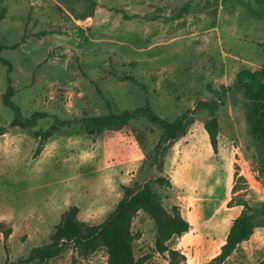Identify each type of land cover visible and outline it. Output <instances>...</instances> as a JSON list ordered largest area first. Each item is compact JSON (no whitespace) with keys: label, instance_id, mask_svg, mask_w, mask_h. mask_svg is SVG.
Segmentation results:
<instances>
[{"label":"rangeland","instance_id":"374dc122","mask_svg":"<svg viewBox=\"0 0 264 264\" xmlns=\"http://www.w3.org/2000/svg\"><path fill=\"white\" fill-rule=\"evenodd\" d=\"M79 0H0V93L14 88L23 118L43 113L31 128L11 126L14 110L0 102V264L17 263L50 240L72 205L78 219L102 222L127 185L159 174L152 164L160 129L139 116L121 129L89 135L82 117L139 108L147 101L167 120L212 89L231 86L242 68L261 67L264 0H96L91 15ZM18 43L10 48L11 44ZM213 153L198 111L186 134L164 156L171 186L154 185L162 204L179 206L188 232L168 245L178 264H205L220 251L245 199L264 200V150L251 134L241 90L227 92L217 110ZM64 123L34 155L36 133ZM222 264H263L264 218ZM135 256L168 264L154 248L152 220L132 221ZM106 264L98 249L85 257L70 247L50 264Z\"/></svg>","mask_w":264,"mask_h":264},{"label":"trees","instance_id":"16d2710c","mask_svg":"<svg viewBox=\"0 0 264 264\" xmlns=\"http://www.w3.org/2000/svg\"><path fill=\"white\" fill-rule=\"evenodd\" d=\"M86 3V10L76 14L77 18H84L92 14L96 0H79ZM3 13H0V19ZM18 43L11 44L14 48ZM3 45L0 44V50ZM264 54V45H263ZM4 64L9 62L3 58ZM8 84L5 90L0 93V102L14 110L11 126L31 128L36 125L37 119L43 117V113L34 112L23 118L18 107L12 100L14 88ZM241 90L247 101V121L249 130L259 141L264 150V60L260 68L251 70L240 69L234 83L231 86H221L212 89L214 97L210 99H199L193 108L185 109L173 120L158 115L146 101L145 104L133 110H123L119 113L110 112L103 117L85 116L82 117V124L89 135L101 132L104 129H121L132 119L144 116L149 122L160 129L158 140L153 148L152 164L159 172L153 178L145 180L142 184L127 185L123 188V194L118 200L114 209L100 223L90 224L78 219V207L70 206L62 214L59 222L54 226L49 242L32 247L28 255L21 258L17 263L9 264H50V260L62 254L66 249L72 247L77 256L85 257L98 249H103L106 254V264H146L145 257H136L133 248L134 234L131 229L134 217L143 212L153 222L154 248L160 254L167 253L168 264H178L180 252L168 245L174 237H179L189 231L191 225L181 214L179 206L171 205L167 209L162 204L160 194L155 189L158 186H171L172 182L164 174V156L171 145L183 137L190 125L195 121V114L198 111L208 112V117L202 121V126L207 134L209 144L213 153L218 152L219 122L217 110L225 102L229 90ZM64 123L53 122L46 129L36 133L39 138L34 155H37L43 144L50 138ZM4 128L0 126V135ZM241 206L237 216L232 219L224 243L220 251L209 259L205 264H222L224 260L243 241L247 240L253 233L256 226L262 223L264 218V200L255 207L245 199H238L229 206ZM264 264V259H263ZM71 264H78L76 257L72 258Z\"/></svg>","mask_w":264,"mask_h":264},{"label":"crops","instance_id":"0c3cea01","mask_svg":"<svg viewBox=\"0 0 264 264\" xmlns=\"http://www.w3.org/2000/svg\"><path fill=\"white\" fill-rule=\"evenodd\" d=\"M237 206H239V205H237ZM240 212V211H239Z\"/></svg>","mask_w":264,"mask_h":264}]
</instances>
